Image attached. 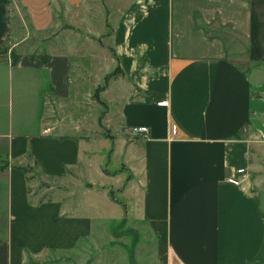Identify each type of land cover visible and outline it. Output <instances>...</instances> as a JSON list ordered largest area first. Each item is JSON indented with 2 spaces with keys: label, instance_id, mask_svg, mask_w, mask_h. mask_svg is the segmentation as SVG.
I'll return each instance as SVG.
<instances>
[{
  "label": "crops",
  "instance_id": "0c3cea01",
  "mask_svg": "<svg viewBox=\"0 0 264 264\" xmlns=\"http://www.w3.org/2000/svg\"><path fill=\"white\" fill-rule=\"evenodd\" d=\"M97 1L15 7L27 38L46 41L66 24L65 12H97ZM7 5L0 3V46L18 33ZM106 7L118 77L109 84L104 161L94 142L42 121L47 99H69L67 50L45 42L48 52L16 53V66L9 55L0 61V159L8 164L0 168L7 229L0 264H92L101 235L122 224L153 236L155 252L142 255L153 264H264V0H106ZM216 28L241 39L242 54L234 49L231 59ZM133 126L147 127V138L132 135ZM14 166L63 188L55 199L31 201L28 176ZM82 166L101 176L91 187L111 189L112 200L70 199L66 184Z\"/></svg>",
  "mask_w": 264,
  "mask_h": 264
},
{
  "label": "rangeland",
  "instance_id": "374dc122",
  "mask_svg": "<svg viewBox=\"0 0 264 264\" xmlns=\"http://www.w3.org/2000/svg\"><path fill=\"white\" fill-rule=\"evenodd\" d=\"M4 1L8 3L7 17L9 21L17 20L15 27L18 29V33L17 37L7 39L0 46V54L4 49H7V55L3 57H7L11 50L15 53L36 52L38 55L48 52L45 46L49 45H52V50L55 52L67 50V53L71 55L72 62L69 99L65 101L47 99L42 121L53 126L54 129L60 127L59 132L69 135L78 134L85 141L94 142L92 148L99 150L100 159L104 161L106 155L103 154V150L106 145L103 141L109 135L107 122L112 116L110 98L113 88L110 85L118 77V72L111 75L114 67L110 59L113 55L110 37L113 31L114 15L113 12L108 11L106 0L97 1V12H65L66 24L60 25L50 32L46 41L31 38L34 36L31 33L27 38L28 26L25 22L21 23L18 17L19 12H16L15 7L16 0ZM215 30L219 31L227 40L231 59L234 58V49H239L242 54L243 41L241 39L226 30L219 28ZM19 42L21 44L18 46ZM108 75V80H105ZM98 87H104V91L98 93ZM2 149L4 152V148ZM106 163V161L103 164L100 162L98 164L100 169H110ZM7 165L3 156L0 159V168L4 169ZM32 174L27 175L29 178L27 179L28 194L31 201H47L57 198L58 191L63 187H60L56 180L46 182L34 168H32ZM0 180L3 182L4 178L1 177ZM89 180L100 184L104 183L98 173L94 171L89 173L83 166L82 172L69 177L66 186L69 187L67 190L69 189L71 200H73L74 194L76 199L78 197L83 201L113 199L111 189L100 185L91 187L92 183ZM94 192L97 194L96 197ZM2 200L3 198L0 196V203ZM4 228L5 224L1 222L0 235L7 232V229ZM112 235L114 236H108L106 239L101 235L102 238L98 242V255L93 258L92 264H153L154 258L142 257L148 252H155L154 238L145 227L136 224H122L114 229Z\"/></svg>",
  "mask_w": 264,
  "mask_h": 264
},
{
  "label": "trees",
  "instance_id": "16d2710c",
  "mask_svg": "<svg viewBox=\"0 0 264 264\" xmlns=\"http://www.w3.org/2000/svg\"><path fill=\"white\" fill-rule=\"evenodd\" d=\"M0 3H2L3 5H7V2L4 1V0H0ZM7 49H4L2 51V53L0 54V61L4 60L6 57H3L4 55L6 56L7 55ZM9 58H10V61H11V65L12 66H16L18 61H19V58L20 56L18 54H16L13 50H11L9 53ZM100 89V88H99ZM15 168L23 171L26 175L30 174L31 173V170L27 167H21V166H14ZM29 179V178H28Z\"/></svg>",
  "mask_w": 264,
  "mask_h": 264
},
{
  "label": "built area",
  "instance_id": "2783aa9c",
  "mask_svg": "<svg viewBox=\"0 0 264 264\" xmlns=\"http://www.w3.org/2000/svg\"><path fill=\"white\" fill-rule=\"evenodd\" d=\"M130 133L134 136H140L142 138H147L148 128L145 126H133L130 129Z\"/></svg>",
  "mask_w": 264,
  "mask_h": 264
}]
</instances>
